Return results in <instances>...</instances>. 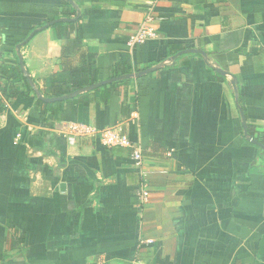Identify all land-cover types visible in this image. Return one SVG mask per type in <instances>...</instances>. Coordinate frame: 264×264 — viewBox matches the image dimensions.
Segmentation results:
<instances>
[{"label":"crops","instance_id":"1","mask_svg":"<svg viewBox=\"0 0 264 264\" xmlns=\"http://www.w3.org/2000/svg\"><path fill=\"white\" fill-rule=\"evenodd\" d=\"M61 1L0 0V59L61 17ZM145 1L79 0L85 42L66 58L70 41L50 27L21 47L43 95L51 74L89 53L99 81L116 67L153 70L62 101L56 119L48 106L46 121L34 96L12 97L0 113V264H264V150L241 117L264 143V0H157V36L130 48ZM189 48L205 55L170 60ZM133 111L125 130L144 150L151 190L142 210L127 148L71 146L59 132L62 121L104 127Z\"/></svg>","mask_w":264,"mask_h":264},{"label":"trees","instance_id":"2","mask_svg":"<svg viewBox=\"0 0 264 264\" xmlns=\"http://www.w3.org/2000/svg\"><path fill=\"white\" fill-rule=\"evenodd\" d=\"M78 7L79 0H73ZM59 8L61 10V17H75L77 14V9L73 7L68 0H62ZM58 17H50L47 18L46 21L41 23V25L37 27H32L26 33V35L22 38L24 39L32 30L48 23L49 21L56 19ZM82 18L83 14L80 12L78 18L70 22H56L50 26L54 32L55 38L61 39L63 41H70L69 44L63 46L61 57L66 58L72 54L73 49L79 48L85 42V38L83 36V27H82ZM20 39V40H22ZM11 48V53L13 54L14 59L1 58L0 59V88L3 92H6L8 88H12L11 92L13 97L24 96L27 97L32 95L36 98V103L40 108V116L43 121H46V108L48 106H52L50 115L52 118L56 119L59 117L57 112V107L62 102H54V103H46L40 99H38L36 95V90L32 87L30 81L32 78L28 75H24L23 70L19 64V57L16 52V44H8ZM2 52H7L5 49ZM4 54V53H3ZM95 55L93 53H89L86 56V61L83 65L73 66L68 69H64L60 73L51 74L48 81V92L45 96H59L63 94H67L75 89L82 88L84 86L91 85L99 81L97 75V67L95 66ZM63 62V61H62ZM127 70H121L118 67L113 69L108 77H113L121 74L127 73ZM16 78H19L22 82V85L26 88V91L17 88L14 84ZM125 80L119 82H112L110 85H114L120 82H124ZM101 86L98 89L105 87ZM39 90V89H37ZM40 91V90H39ZM71 100V99H70ZM70 100H66L65 102H69ZM5 111V107L3 103L0 101V113ZM250 136V135H249ZM259 141V140H258ZM263 143L262 141H259ZM264 144V143H263ZM15 229V228H14ZM13 230V229H12ZM14 237L18 243H22L23 235L17 230H14Z\"/></svg>","mask_w":264,"mask_h":264},{"label":"built area","instance_id":"3","mask_svg":"<svg viewBox=\"0 0 264 264\" xmlns=\"http://www.w3.org/2000/svg\"><path fill=\"white\" fill-rule=\"evenodd\" d=\"M157 0H146L144 5L143 18L135 26L129 29L127 37V45L133 48L142 44L147 39L157 36L156 22L160 19L156 13ZM12 88H8L3 92L0 88V101L4 107L10 105L13 97ZM16 116L24 121V114L15 112ZM137 119L135 111L130 116L116 124L104 127H96L85 122L62 121L59 132L66 138L67 143L71 146L75 145L79 138H96L104 147H123L129 150V155L138 169L139 181L136 189V205L142 210L144 205L151 197L149 184V171L144 160V150L142 146L132 141L125 130L128 122Z\"/></svg>","mask_w":264,"mask_h":264},{"label":"water","instance_id":"4","mask_svg":"<svg viewBox=\"0 0 264 264\" xmlns=\"http://www.w3.org/2000/svg\"><path fill=\"white\" fill-rule=\"evenodd\" d=\"M68 2L77 9V14L75 17H71V18H67V17H58L56 19H53L51 21H49L48 23H45L44 25L32 30L22 41H20L19 43L16 44V52H17V55L19 57V64L23 70V73L24 75H27L26 74V71L23 67V60H22V57H21V47L23 45H25L30 39L31 37L39 30H43V29H46L48 27H50L51 25H53L54 23L56 22H70V21H73L75 20L76 18L79 17L80 15V10L79 8L76 6L75 2L73 0H68ZM185 53H200L202 55H205V53L203 51H201L200 49H196V48H189V49H184L183 51H180L179 53H176L175 55H173L171 57L170 60H175L177 56L181 55V54H185ZM153 69L151 68H147L145 70H142V71H139V72H136V73H125V74H121V75H117V76H113V77H108L106 79H103V80H100L96 83H93L91 85H88V86H84L82 88H78V89H75L67 94H63V95H59V96H45L43 95L39 90H37V88L35 87L33 81H30L32 87L36 90V95L38 97V99L46 102V103H54V102H62V101H66V100H69V99H72L74 98L75 96H77L78 94L84 92V91H87V90H93V89H96V88H99L101 86H104V85H107V84H110L112 82H116V81H120V80H124V79H129L131 77H139L143 74H147L149 72H151ZM217 71L219 73H222V74H228L224 71H221L220 69H217ZM233 85H235V81H232L231 82ZM241 117H242V125H243V130H244V134L245 136L249 139V141L257 146H259L261 149L264 150V144L259 142L257 139L253 138V137H249L248 136V133H247V127L245 125V120H244V117H243V113L241 111ZM61 187L63 188V185H61Z\"/></svg>","mask_w":264,"mask_h":264}]
</instances>
